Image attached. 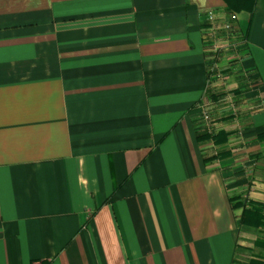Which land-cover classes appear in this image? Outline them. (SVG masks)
I'll list each match as a JSON object with an SVG mask.
<instances>
[{
  "label": "crops",
  "instance_id": "0c3cea01",
  "mask_svg": "<svg viewBox=\"0 0 264 264\" xmlns=\"http://www.w3.org/2000/svg\"><path fill=\"white\" fill-rule=\"evenodd\" d=\"M228 4L245 77L209 88ZM238 197L264 203V0H0V264H259Z\"/></svg>",
  "mask_w": 264,
  "mask_h": 264
},
{
  "label": "built area",
  "instance_id": "2783aa9c",
  "mask_svg": "<svg viewBox=\"0 0 264 264\" xmlns=\"http://www.w3.org/2000/svg\"><path fill=\"white\" fill-rule=\"evenodd\" d=\"M237 22L238 14L234 11L225 12L223 16H219L214 9L206 12L203 43L207 56L209 88L216 82L227 86V82L236 83L238 76L245 77L239 68L245 58L247 39L237 28ZM226 89V95L220 98L218 104L236 111L239 104L246 100L228 91L230 88L226 87ZM209 105L210 103H207L205 106ZM203 115L205 131L210 132L212 131V114L205 109Z\"/></svg>",
  "mask_w": 264,
  "mask_h": 264
},
{
  "label": "rangeland",
  "instance_id": "374dc122",
  "mask_svg": "<svg viewBox=\"0 0 264 264\" xmlns=\"http://www.w3.org/2000/svg\"><path fill=\"white\" fill-rule=\"evenodd\" d=\"M237 201L235 204L239 205H245L249 204L252 201H248L247 199H241L238 197L236 199ZM257 208V207H256ZM262 215H264V207L262 208ZM257 232H256V237L254 240L249 244V247L246 249L245 255L250 261H255L258 262L259 264H264V220L263 223L259 224Z\"/></svg>",
  "mask_w": 264,
  "mask_h": 264
},
{
  "label": "trees",
  "instance_id": "16d2710c",
  "mask_svg": "<svg viewBox=\"0 0 264 264\" xmlns=\"http://www.w3.org/2000/svg\"><path fill=\"white\" fill-rule=\"evenodd\" d=\"M229 5V4H228ZM234 7L228 6L230 11H235L239 8L238 4H233ZM257 207V208H256ZM264 207V203H249V207L245 209L243 213V218L245 222L251 223L253 225H259L263 223L264 215H262V208Z\"/></svg>",
  "mask_w": 264,
  "mask_h": 264
}]
</instances>
